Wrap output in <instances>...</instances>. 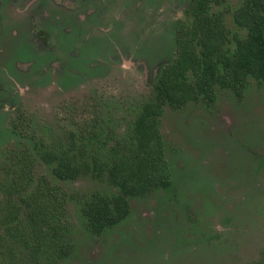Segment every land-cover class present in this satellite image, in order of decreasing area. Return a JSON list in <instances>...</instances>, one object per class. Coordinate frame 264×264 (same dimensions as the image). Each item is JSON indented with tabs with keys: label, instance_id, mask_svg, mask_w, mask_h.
Wrapping results in <instances>:
<instances>
[{
	"label": "rangeland",
	"instance_id": "1",
	"mask_svg": "<svg viewBox=\"0 0 264 264\" xmlns=\"http://www.w3.org/2000/svg\"><path fill=\"white\" fill-rule=\"evenodd\" d=\"M71 1L0 0V85L16 100L0 109L1 231L5 178L23 152L34 161L33 178L45 176L66 193H115L87 175L55 181L35 148L65 143L68 132L95 121L100 133L123 136L172 58L173 24L187 2L109 0L103 11L101 0H88L74 11ZM30 19L50 35L51 48L35 40ZM225 22L231 37L245 36L231 14ZM159 130L171 188L129 199L128 217L100 235L82 228L69 201V253L38 264H264V88L249 79L242 98L217 89L212 105L165 108Z\"/></svg>",
	"mask_w": 264,
	"mask_h": 264
},
{
	"label": "trees",
	"instance_id": "2",
	"mask_svg": "<svg viewBox=\"0 0 264 264\" xmlns=\"http://www.w3.org/2000/svg\"><path fill=\"white\" fill-rule=\"evenodd\" d=\"M225 1L190 0L176 26L174 58L163 67L151 98L140 105L125 135L100 133L95 121L70 132L65 143L35 148L36 158L55 181L87 175L105 180L115 193H66L45 176L33 178L29 152L17 157L3 186L7 206L1 217L0 264H23V256L29 264L65 258L71 246L69 201L77 207L82 228L100 235L128 217L129 199L169 190L172 183L159 132L165 106L178 110L191 102L211 105L216 89L240 97L249 78L264 87V0H242L233 11L244 37H231L224 20L228 9L211 11Z\"/></svg>",
	"mask_w": 264,
	"mask_h": 264
},
{
	"label": "flooded vegetation",
	"instance_id": "3",
	"mask_svg": "<svg viewBox=\"0 0 264 264\" xmlns=\"http://www.w3.org/2000/svg\"><path fill=\"white\" fill-rule=\"evenodd\" d=\"M109 0H101L100 1V4H101V6H102V8H103V11H104V7H105V5H106V3L108 2ZM87 2H88V0H72L71 1V3H70V8L71 9H73L74 11H80V10H82L84 7V5L85 4H87ZM59 3H62V0H59ZM228 3V0H226L225 2H224V4L223 5H221V6H212V8H211V11L212 12H216V11H220V10H223L224 8H226V9H228V12H226L225 13V16H224V20H226V15L227 14H231V18H232V21H233V17H232V14H233V11L238 7V6H240L241 5V3H242V0L240 1V3H239V5L237 6V7H235V8H233L232 10L231 9H229L228 8V6H226V4ZM189 4H190V0H187V2H186V4H185V6L182 8V10L180 11V14L177 16V18H176V20H175V22H174V24H173V29H172V35H173V55H172V58L170 59V61H168L166 64H164L161 68H160V70H158V73L156 74V76H155V78L150 82V91H151V96H152V87H153V85L156 83V81L158 80V78H159V76H160V74H161V71H162V69H163V67L165 66V65H167L168 63H170L172 60H173V58H174V52H175V32H176V26H177V24H178V22L183 18V16H184V13H185V11L187 10V8H188V6H189ZM60 5H66L67 6V2H66V0L62 3V4H60ZM69 8V7H68ZM214 8H218V9H214ZM79 20H80V15H79ZM113 21H117V18L115 17V16H113ZM80 22H82L81 20H80ZM233 23H234V21H233ZM112 24H116V23H112V22H110V24L109 25H107L106 24V26H103V28L101 27V26H99V37H100V35H104L106 32H108L109 30H111V28H112ZM225 25H226V22H225ZM234 25L236 26V24L234 23ZM227 27V26H226ZM237 27V26H236ZM238 28V27H237ZM29 29H30V31H31V33H32V35H33V37L35 38V40L40 44V46L41 47H43L44 49H46V48H51V46H50V35L47 33V31L44 29V27L40 24V23H35L34 21H33V19H30V22H29ZM88 29H90V30H92L91 28H88ZM227 29H228V27H227ZM239 29V28H238ZM229 30V29H228ZM241 30V29H240ZM230 31V30H229ZM231 33V32H230ZM231 35V34H230ZM85 38H87L86 36H85ZM249 79H252V78H249ZM248 79V80H249ZM258 86H260L261 88H264L263 86H261V85H259L254 79H252ZM248 85V84H247ZM246 88H247V86L245 87V89L243 90V92H242V95L240 96V97H237L235 94H233L231 91H229V90H223V91H229V92H231L236 98H242L243 97V94H244V92H245V90H246ZM217 90V89H216ZM219 90H221V89H219ZM216 92V91H215ZM151 98V97H150ZM149 98V99H150ZM148 99V100H149ZM147 101V100H146ZM215 101H216V93H215ZM215 101L212 103V104H214L215 103ZM145 102V101H144ZM143 103V102H142ZM142 103L140 104V105H142ZM197 103H202V104H204L205 106H207L205 103H203V102H191V103H188V104H186L183 108H181V109H178V110H175V109H172V108H170V107H167V106H165L164 108H163V113H164V111H165V108H169V109H171V110H174V111H179V110H182V109H184L187 105H189V104H197ZM211 104V105H212ZM15 106H16V100H15V97L13 96V94H11L10 92H8L7 90H5L4 88H2L1 87V85H0V109H3V110H8V109H13V108H15ZM140 107V106H139ZM139 107H138V109H139ZM138 111V110H137ZM137 111H136V113H137ZM163 113H162V115H163ZM136 115V114H135ZM135 115H134V117H135ZM20 116V115H19ZM134 117H133V119H134ZM162 117V116H161ZM161 117H160V119H161ZM132 119V120H133ZM160 119H159V126H160ZM18 119H13L12 120V126L14 125V123L17 121ZM132 122V121H131ZM127 131V130H126ZM70 132H72V131H70ZM70 132H68V134L70 133ZM78 132V131H77ZM77 132H75V133H77ZM159 132H160V130H159ZM126 133V132H125ZM68 134H67V136H68ZM161 134V133H160ZM125 135V134H124ZM66 136V137H67ZM162 136V135H161ZM162 139H163V137H162ZM163 142H164V140H163ZM165 145V144H164ZM165 155V154H164ZM166 160V159H165ZM167 162V161H166ZM168 164V163H167ZM169 168V167H168ZM169 173H170V170H169ZM170 181H171V179H170Z\"/></svg>",
	"mask_w": 264,
	"mask_h": 264
}]
</instances>
